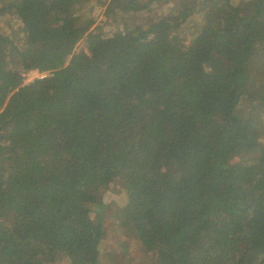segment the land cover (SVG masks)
Instances as JSON below:
<instances>
[{
	"label": "trees",
	"instance_id": "1",
	"mask_svg": "<svg viewBox=\"0 0 264 264\" xmlns=\"http://www.w3.org/2000/svg\"><path fill=\"white\" fill-rule=\"evenodd\" d=\"M91 1L0 0V264H101L110 206L151 264H264V0H132L77 52Z\"/></svg>",
	"mask_w": 264,
	"mask_h": 264
},
{
	"label": "rangeland",
	"instance_id": "2",
	"mask_svg": "<svg viewBox=\"0 0 264 264\" xmlns=\"http://www.w3.org/2000/svg\"><path fill=\"white\" fill-rule=\"evenodd\" d=\"M194 6V2H191ZM94 6V13H99L96 23L92 26L88 35L83 38L76 47V51H86L90 52L91 43L95 44L101 41L102 37L107 35V33H115L124 29V24L127 23L129 30H132L133 25L137 22L147 21V15H136L135 12L130 9L129 5H134L132 0H113L111 5L106 8L105 5L98 3L97 1H91V3L86 7L88 9L90 6ZM172 7L171 4L166 5L159 9V12H166ZM91 14L92 11H90ZM10 15L6 14L0 17V30L3 32H14L16 28L19 27L17 19L12 18L9 20ZM13 22V23H12ZM201 18L198 12L192 17L187 25V34L191 37L196 29L200 27ZM90 37L94 39L91 42ZM104 38V37H103ZM120 183L116 184L115 187L119 189ZM121 186V185H120ZM113 190H110V198L116 199L118 194H115ZM104 222L108 229V237L106 240L107 247L105 254L103 255V260L101 264H125V254L126 252H131L133 256L136 257V263L138 264H151V260L144 257L142 253V242L137 233L131 232L129 228L123 229L114 221L113 217V207L110 206L107 211L104 212ZM124 241L126 246H121L120 243ZM118 243V245H115ZM127 247V249H126ZM61 264H65L62 262Z\"/></svg>",
	"mask_w": 264,
	"mask_h": 264
},
{
	"label": "built area",
	"instance_id": "3",
	"mask_svg": "<svg viewBox=\"0 0 264 264\" xmlns=\"http://www.w3.org/2000/svg\"><path fill=\"white\" fill-rule=\"evenodd\" d=\"M24 84H29L38 78H43L47 75L45 72H41L38 69H28L23 71Z\"/></svg>",
	"mask_w": 264,
	"mask_h": 264
}]
</instances>
